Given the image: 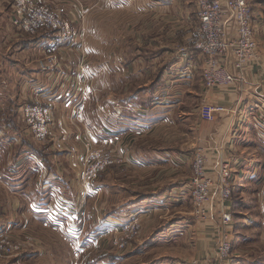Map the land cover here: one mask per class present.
I'll return each mask as SVG.
<instances>
[{
    "label": "crops",
    "instance_id": "1",
    "mask_svg": "<svg viewBox=\"0 0 264 264\" xmlns=\"http://www.w3.org/2000/svg\"><path fill=\"white\" fill-rule=\"evenodd\" d=\"M40 1L73 27V35L50 50L45 48L56 34L21 33L10 20L9 3L0 0V232L22 237L82 229L92 195L103 197L96 210L109 206L104 178L112 177L118 203L109 217L119 228L133 215H172L155 238L180 241L182 250L168 252L162 263L212 256L219 217L197 219L189 190L194 150L203 147L212 178L221 158L232 162L237 192L230 201L235 234L229 264H264V127L257 119L264 104V0H251L255 60L239 80L211 89L203 83L202 58L198 64L179 58L199 22L195 0H97L92 7L90 0ZM80 8L113 15L94 29L87 16H77ZM51 53L57 66L44 70ZM35 98L53 116L43 142L19 114L20 105ZM204 100L228 109L205 120L199 110ZM87 145L115 158L90 186L84 178Z\"/></svg>",
    "mask_w": 264,
    "mask_h": 264
},
{
    "label": "built area",
    "instance_id": "2",
    "mask_svg": "<svg viewBox=\"0 0 264 264\" xmlns=\"http://www.w3.org/2000/svg\"><path fill=\"white\" fill-rule=\"evenodd\" d=\"M5 1L11 6L10 20L13 26L21 33L31 34L46 30L56 34V39L51 40L45 50L60 46L74 33L71 21L61 11L45 2ZM195 4L199 22L195 26V34L190 37L188 43L179 47L180 60L198 64V59L202 58V78L208 89L239 80L244 68L255 60L258 45L251 0H195ZM55 59L54 53L49 54L47 61L42 62L41 68L48 70L57 66ZM59 77L62 78V74ZM41 89L42 87H38L36 93ZM227 109L223 104L207 100L202 101L199 107L201 117L210 121ZM19 114L35 140L40 142L47 140L53 123L49 105L35 98L21 104ZM257 119L264 127L263 103ZM143 126L150 127V124ZM72 149L76 150L75 147ZM114 160L113 154L104 151L103 148L87 145L84 154V178L88 186L92 185L99 173L107 170ZM207 162L205 148H197L193 154L189 190L197 219L205 222L216 215L219 217L218 241L214 255L195 260L191 264H229L233 259L234 241V215L230 201L236 180L230 159L221 158L217 178L209 175ZM136 223L137 218L133 215L130 224ZM21 247V244L3 241L0 242V254L12 253Z\"/></svg>",
    "mask_w": 264,
    "mask_h": 264
},
{
    "label": "rangeland",
    "instance_id": "3",
    "mask_svg": "<svg viewBox=\"0 0 264 264\" xmlns=\"http://www.w3.org/2000/svg\"><path fill=\"white\" fill-rule=\"evenodd\" d=\"M96 2L97 0H90L89 5H95L97 4ZM87 14V8H80L77 16L81 19L87 16L89 19L88 24H90L88 27H93L94 29L100 26L104 19L113 15L111 12L102 15V12H99L96 8H92L90 13ZM176 43L180 44L181 42ZM196 150L197 148L194 151ZM109 169L110 167L107 171ZM104 179H109L106 182L109 181L108 188L110 193L105 198L106 206H109L106 209L99 206L98 210H96L95 202L98 198L96 195H92L93 197L91 196L92 198H89L88 201L91 216L80 222L82 229L79 227L75 229V232L64 228V230L61 229L62 231L59 232L44 229L37 232L35 236L34 234H26L25 236L22 234V237H15L11 233L5 236L3 232H0V242L22 245L21 249L18 248L12 253L0 254V264H166L162 263V261L168 252L176 254L182 250L180 241L177 242L178 245L174 241L168 244L164 243L162 239L155 238L161 233L157 229H160L163 223H171V220L168 222L167 220L172 215L167 218L157 217L156 219V214L153 215V218L145 216L144 219L146 221L140 217L136 225L128 222L119 228L116 225L118 222L109 217L115 212L113 207H116L115 204L118 203L116 195L112 193L113 178L105 177ZM234 191L235 188L232 195L237 192ZM102 198L99 196L98 205H101ZM121 203L123 204L124 202ZM172 208L173 210L176 209L174 206H169L171 211H173ZM173 218L176 217L173 216ZM152 219L154 222L150 224ZM154 224L157 227H154ZM30 241L35 242V244L33 245Z\"/></svg>",
    "mask_w": 264,
    "mask_h": 264
}]
</instances>
